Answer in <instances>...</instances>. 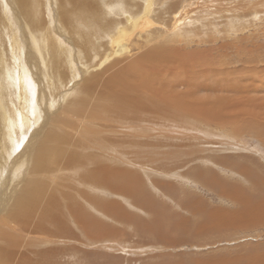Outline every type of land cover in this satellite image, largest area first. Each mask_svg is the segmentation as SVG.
<instances>
[{"label":"rangeland","instance_id":"1","mask_svg":"<svg viewBox=\"0 0 264 264\" xmlns=\"http://www.w3.org/2000/svg\"><path fill=\"white\" fill-rule=\"evenodd\" d=\"M147 1L99 0L103 21H121ZM72 10L73 0H0V73L2 63L13 77L23 73L17 84L26 106L35 103L25 124L20 89L0 81L4 264H264V210H255L264 203L256 196L264 193V0H154L130 38V57L101 67L110 35L84 28L85 15ZM155 49L181 64L203 62L208 77L220 72L199 80L217 94L230 92L225 81L243 87L223 97L227 116L159 118L150 93L110 109L119 106L118 76L129 82L130 65ZM250 84L257 93L243 91ZM251 122L260 132L241 129ZM107 174L123 175L137 192ZM33 193L39 200L25 206Z\"/></svg>","mask_w":264,"mask_h":264},{"label":"bare ground","instance_id":"2","mask_svg":"<svg viewBox=\"0 0 264 264\" xmlns=\"http://www.w3.org/2000/svg\"><path fill=\"white\" fill-rule=\"evenodd\" d=\"M153 1L154 0H148L147 3L145 4V7L137 9L135 11H130L128 12L130 15H125L123 19L118 20V21H113V20H106V22H104L103 20H105V17H103V13L101 12V4L99 2V0H73L74 3V10H72V16L75 15H81L84 14L85 17H79L81 20V22L83 23L84 28H88V30L90 29H94L98 31V33H102L104 34H108L110 35V41L106 44L108 45V47H110L111 45V49L104 48L105 52L103 53L105 56L102 59H99V67L103 66L106 63L111 62L112 60L115 59L116 60H120V59H125L130 57L131 54V48L129 47V42H130V38L132 37V34L135 32V30L137 29L138 23L141 22L144 18L146 19L148 16H146V14L142 13L143 10H145V12H150L152 6H153ZM126 2V1H125ZM69 4H71V1H69ZM112 5V4H111ZM129 5V4H127ZM126 5V6H127ZM103 7V6H102ZM7 9V8H4ZM35 9V8H34ZM126 9V7H125ZM108 10V9H107ZM5 11V10H3ZM122 12H124L123 10H121ZM126 11V10H125ZM183 12V11H182ZM119 13V12H118ZM152 13V12H151ZM8 14V13H7ZM78 17V16H77ZM72 18V17H69ZM186 19V18H185ZM76 20V19H75ZM179 20V19H178ZM12 22V21H11ZM77 22V21H76ZM149 21L147 22V26H148ZM181 23V21L179 22ZM183 23V22H182ZM153 24V23H152ZM184 24V23H183ZM150 25V24H149ZM146 26V25H145ZM151 26V25H150ZM180 26V25H179ZM149 27V26H148ZM233 27V26H232ZM12 28V26H11ZM185 29V28H184ZM235 29V28H234ZM50 30V29H49ZM10 31V30H9ZM93 31V33H95ZM148 32V31H147ZM138 33V32H137ZM51 34V33H50ZM90 34V33H89ZM88 34V35H89ZM182 34V33H181ZM100 35V34H99ZM107 36V35H106ZM10 37V36H9ZM46 37V36H45ZM108 37V36H107ZM108 37V38H109ZM188 37V36H187ZM34 38V37H33ZM32 38V39H33ZM106 38V37H104ZM134 38V36H133ZM181 39V38H180ZM15 40V39H14ZM59 40V39H58ZM107 40V39H106ZM11 41V39L9 40ZM13 43V42H12ZM62 43V42H61ZM132 43V42H130ZM42 45V44H41ZM133 45V44H132ZM13 46V45H12ZM15 47V46H14ZM18 47V46H17ZM45 47V46H44ZM104 47V46H103ZM103 49V48H102ZM111 50V52L109 51ZM110 52L109 54L107 52ZM150 53H147V56L145 58H140L132 64L130 65L131 69V76H126L129 78V82H126L124 84L123 83V74H120L118 76V78H121V85H122V91L120 93V98L116 99L115 102H119V106L118 105H110V109L115 110V109H119L122 110L123 108L121 107V105L123 106L124 102L123 100H128L132 103H134V105H139L140 101L143 99L142 98V94H152V98L150 100V106L148 107V109H150L152 111V113L159 118H167V117H177L179 118V120H188L191 117H200L202 119H211L214 117L216 120L219 121V119L225 118V113H227L228 110H230L232 108V105L226 103L225 100H223V97H226L227 95H229L230 92L232 93H237L238 91L242 90L243 87H239L236 84H231L230 82L225 81V83L229 86L230 88V92L228 90H224L223 91V95L222 93L217 94V92L215 90H213L209 84L207 83H203V81H199L201 78L202 79H209L213 76H221L220 72H215V73H211V75L208 77L207 75L204 74V68L202 67V63L201 61H195L192 63H178L177 61H174V58L171 56V52H166V50H153L152 52L150 50H148ZM65 52V51H64ZM106 53V54H105ZM100 54V53H99ZM98 54V55H99ZM145 54V53H144ZM174 54V53H172ZM30 55V54H29ZM65 55V54H64ZM70 55V54H69ZM145 56V55H144ZM3 57V56H2ZM7 57V56H6ZM14 57V56H13ZM89 57V56H88ZM99 57V56H97ZM44 58V57H43ZM84 58V57H83ZM82 58V59H83ZM90 58H93L92 56ZM101 58V57H100ZM6 59V58H5ZM15 60V59H14ZM69 60V58H68ZM92 60V59H91ZM177 60V59H176ZM80 61V60H79ZM187 61V60H185ZM1 62V61H0ZM113 62V61H112ZM15 63V62H14ZM196 63V64H195ZM85 64V63H84ZM114 64V63H112ZM189 64V65H188ZM3 67H2V73H0V81L2 79H7V83L8 86L7 88H9V90H11V88H14V92L18 93V97L20 99V101L22 99H24L23 101V106L27 107L26 103L28 102V96L25 95V89L21 88L22 85H24V80L26 81V79L22 76L23 73H14V77L7 71V69H5V64L2 63ZM89 65V64H88ZM7 66V65H6ZM98 70V68H97ZM179 72V73H178ZM115 78V77H114ZM20 80L22 85H18L17 81ZM50 80V79H49ZM133 80V83H131V81ZM9 81V82H8ZM31 81V80H30ZM261 82L264 85V81L261 80ZM1 83V82H0ZM19 83V82H18ZM34 83V82H33ZM32 83V85H33ZM20 84V83H19ZM7 85V84H6ZM31 85V84H30ZM2 86V85H1ZM5 86V85H3ZM26 86V85H25ZM248 87V88H247ZM26 88V87H25ZM250 90V91H249ZM243 91H247L250 94L257 93L258 89L256 88V86L250 84L247 85L246 88ZM12 92V91H11ZM10 92V93H11ZM13 92V94H14ZM3 93V92H2ZM227 93V94H226ZM6 94V93H5ZM12 94V93H11ZM12 94V95H13ZM2 95V94H1ZM10 95V94H9ZM8 95V96H9ZM21 95H23V98H21ZM4 96V95H3ZM17 96V95H16ZM6 97V96H5ZM10 97V96H9ZM8 97V98H9ZM13 97V96H12ZM11 99V98H10ZM14 99V98H13ZM247 99V98H246ZM1 103V102H0ZM15 103V102H14ZM14 103H12V105H15ZM28 114L24 113L25 117V124H27V122L30 121V117L32 116V120H33V116L35 115L34 112V104L33 102L28 103ZM33 104V105H32ZM39 104V103H38ZM208 104L211 105V107L208 106ZM43 105V104H42ZM1 106V105H0ZM5 106V105H4ZM8 106V105H7ZM31 106V107H30ZM41 106V104L39 105ZM109 106V105H108ZM30 107V108H29ZM205 107H208L209 110L207 111L205 109ZM2 108V107H1ZM7 108V107H5ZM2 108V109H5ZM12 108V107H11ZM15 108V107H14ZM105 108V107H103ZM102 108V109H103ZM24 109V108H23ZM106 111H102V113L104 112L105 114H109L110 113V109L105 108ZM14 110V109H13ZM148 110V111H150ZM1 111V110H0ZM26 111V110H24ZM44 111V110H43ZM48 111V110H47ZM50 111V110H49ZM150 111V112H151ZM9 112V110H8ZM10 112H13L10 110ZM3 113V112H2ZM21 113V112H20ZM250 113H247L245 116H248ZM6 114V113H5ZM38 114V111H37ZM235 115V114H234ZM9 116V115H8ZM11 116V114H10ZM21 115H19L20 117ZM30 116V117H29ZM40 115L38 114V117ZM108 116V115H107ZM120 116V115H119ZM137 116V115H136ZM140 116V115H139ZM148 116V115H147ZM227 116V115H226ZM243 116V115H242ZM6 117V116H5ZM22 116L20 117L23 118ZM236 117V116H234ZM12 118V117H11ZM10 120L8 121H11ZM40 118V117H39ZM254 118V117H252ZM121 119V118H120ZM139 119V117H138ZM146 119V118H145ZM213 119V120H214ZM147 120V119H146ZM191 120V119H190ZM193 120V119H192ZM220 120V121H222ZM238 120V119H237ZM4 121V120H3ZM23 121V120H22ZM137 121V120H136ZM202 121V120H201ZM201 121H199L201 123ZM6 122V121H4ZM14 122V121H13ZM31 122V121H30ZM29 122V123H30ZM140 122V121H139ZM159 122V121H158ZM166 122V121H165ZM167 123V122H166ZM170 123V122H169ZM225 123V122H224ZM227 123V122H226ZM240 123V120H239ZM12 124V123H11ZM21 124V123H20ZM19 124V125H20ZM24 124V123H23ZM196 124H199L198 122ZM8 125V124H7ZM10 125V124H9ZM18 125V126H19ZM148 125V124H147ZM201 125V124H200ZM253 122L249 123V124H245V126L241 129H246L248 128L250 130V132H253L252 130L255 129V131L260 132V128H258L256 125V127H253ZM13 126V124L11 125ZM29 126V124H28ZM32 126V125H31ZM249 126H252V128H250ZM29 128V127H28ZM26 128V129H28ZM235 128V127H234ZM25 129V128H24ZM147 129V128H146ZM9 130V129H8ZM20 130V129H19ZM31 130V129H30ZM264 130V129H263ZM22 132V131H21ZM27 132V131H26ZM264 132V131H263ZM19 133V132H17ZM24 134V133H23ZM26 134V133H25ZM13 136V135H12ZM27 136V134H26ZM8 138V137H7ZM15 137L11 138V143L14 144V142L17 141V139H15ZM19 138V137H18ZM22 138V137H20ZM24 139V138H23ZM10 145V144H9ZM16 145V144H15ZM22 146V145H21ZM18 148V147H17ZM15 149V148H14ZM19 149V148H18ZM10 151V150H9ZM20 156V155H19ZM22 159V158H21ZM79 160V159H78ZM20 162V161H18ZM22 162V161H21ZM20 162V163H21ZM23 163V162H22ZM85 164V163H84ZM88 164V163H87ZM20 165V164H19ZM73 165V164H72ZM17 168V167H16ZM90 168V167H89ZM76 169V168H75ZM88 169V168H87ZM99 169V168H98ZM79 170V169H78ZM107 171V169H105ZM71 171V169H70ZM98 172V170H96ZM109 172V170H108ZM107 172V173H108ZM75 173V172H73ZM84 173V172H83ZM89 173V172H88ZM87 173V174H88ZM95 173V172H93ZM92 173V174H93ZM91 174V175H92ZM100 174V172L98 173ZM121 174V173H120ZM120 174L117 176L115 175H109L107 174V179L106 180H110L109 182H117V180L119 181L117 184V186H119V184H122V187L127 188L128 190L133 191V193H136L137 191L134 189L135 186V182L132 183V181H129V183L132 185L134 184V186L129 185L127 182H123L121 181L123 178L120 176ZM77 175V174H76ZM89 175V174H88ZM101 175V174H100ZM78 176V175H77ZM76 176V177H77ZM90 176V175H89ZM94 176V175H93ZM1 177V176H0ZM74 177V176H73ZM206 177V176H205ZM78 178V177H77ZM87 178V177H86ZM95 178V177H94ZM80 179V178H79ZM89 179V178H87ZM132 179V178H130ZM140 179V178H139ZM78 180V179H77ZM105 180V179H104ZM105 180V181H106ZM80 181V180H79ZM97 182V181H96ZM108 182V181H107ZM123 182V183H122ZM138 183V181H136ZM82 183V182H81ZM106 183V182H105ZM127 183V184H126ZM76 184V183H75ZM89 184V183H88ZM139 184V183H138ZM37 185V184H36ZM80 185V184H78ZM94 185V183L92 184ZM99 186V184H97ZM105 185V184H103ZM128 185V186H127ZM33 186V185H32ZM86 186V185H85ZM139 186V185H138ZM137 186V187H138ZM211 186V185H210ZM92 187V186H91ZM114 187V185H113ZM116 187V186H115ZM136 187V186H135ZM136 187V188H137ZM78 188V187H77ZM87 187H85L86 189ZM141 188V187H140ZM43 189V188H42ZM94 189V187H93ZM99 189V188H98ZM31 190V189H30ZM44 190V189H43ZM101 190V189H100ZM80 191V190H79ZM83 191V190H82ZM86 191V190H85ZM90 191V190H89ZM88 191V192H89ZM28 192V191H27ZM102 192V191H101ZM141 192V191H139ZM239 192V191H236ZM79 193V192H77ZM80 192V196H81ZM91 193V192H90ZM130 193V192H129ZM85 194V193H83ZM262 194V195H261ZM261 194H257L256 196L259 198L261 197L264 198V193L261 192ZM130 195V194H129ZM240 195V194H239ZM30 196V195H29ZM28 196V197H29ZM32 196L34 197L32 200ZM87 195H85L84 197H86ZM93 196V194H92ZM134 196V195H132ZM140 196V194H139ZM235 196V195H234ZM35 193L31 194V197L28 198L27 202L24 203L25 206H30L29 205V201L31 200V203L33 202V200H39V198L35 199ZM39 197V196H38ZM60 197V196H58ZM55 195V198H58ZM78 197V196H77ZM96 197V195H95ZM65 197H63L64 200ZM72 198V197H71ZM74 199H76V196L73 197ZM241 199V198H240ZM1 200V199H0ZM50 200V199H49ZM52 200V198H51ZM61 200V199H59ZM69 200V199H68ZM67 200V201H68ZM146 200V199H145ZM243 200V199H242ZM57 201V200H56ZM72 200H70L71 202ZM141 201V200H140ZM21 202V201H20ZM35 202V201H34ZM53 202V200H52ZM63 202H66L63 201ZM74 202V201H73ZM257 203V201L255 199H253V204ZM22 204V203H21ZM33 204V203H32ZM55 204V203H54ZM57 204V203H56ZM66 204V203H64ZM205 204V203H204ZM207 204V203H206ZM242 204V203H241ZM245 204V203H244ZM23 205V204H22ZM197 205V204H196ZM198 206V205H197ZM90 207V206H88ZM29 208V207H28ZM27 208V209H28ZM35 208V207H34ZM48 208V207H47ZM54 211H56L57 216L59 215L58 211L60 210L58 206H54L53 207ZM63 208V207H62ZM67 207H64L63 209H66ZM203 211L202 215L204 217H207L210 221L215 220V214L214 217L210 216V214L208 213V209H206V206H202ZM26 209V211H27ZM30 209V208H29ZM28 209V210H29ZM100 209V208H99ZM255 210H264V203H261L259 205H257V207L255 206ZM65 211V210H64ZM69 211V210H68ZM72 211H74L72 209ZM83 211V210H82ZM85 211V210H84ZM87 211V210H86ZM89 212V211H88ZM50 213V211H49ZM90 213V212H89ZM20 214V212H19ZM74 214V213H73ZM72 214V215H73ZM28 214H25V217ZM88 215V214H87ZM94 215V214H93ZM109 215V213H108ZM264 215V214H263ZM24 216V215H23ZM49 216L48 214L46 215V217ZM51 216V215H50ZM49 216V217H50ZM63 216V215H61ZM89 216V215H88ZM52 217V216H51ZM72 217V216H71ZM76 217V216H75ZM18 218V217H17ZM91 218V217H90ZM203 218V217H201ZM24 219V218H23ZM48 219V217H47ZM53 219V218H52ZM51 219V220H52ZM66 219V218H65ZM63 219V220H65ZM94 219V217H93ZM11 220V219H10ZM20 220V219H18ZM76 220V219H75ZM200 220V219H199ZM216 220H218V217L216 218ZM48 221V220H47ZM50 221V220H49ZM48 221V222H49ZM69 221V220H67ZM79 221V220H78ZM203 221H205V219H203ZM59 222V221H57ZM88 222L93 225L90 220H88ZM54 223H56V221L54 220ZM94 223V222H93ZM203 223V222H202ZM15 225V224H14ZM90 225V226H91ZM202 225V224H201ZM53 226V225H51ZM50 226V227H51ZM65 226V225H64ZM9 227V226H8ZM76 227V226H75ZM54 228V227H53ZM82 231V230H81ZM3 236V235H2ZM1 236V237H2ZM7 237V235H6ZM9 238V237H8ZM10 241V240H9ZM11 242V241H10ZM12 244V243H11ZM7 254L5 253H0V264H4L5 262V258H6ZM56 261V260H54ZM55 264V263H54Z\"/></svg>","mask_w":264,"mask_h":264}]
</instances>
